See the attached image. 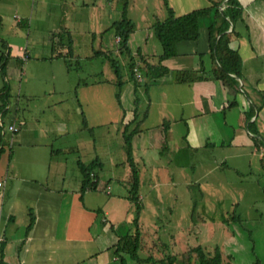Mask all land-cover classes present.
<instances>
[{
	"label": "crops",
	"instance_id": "0c3cea01",
	"mask_svg": "<svg viewBox=\"0 0 264 264\" xmlns=\"http://www.w3.org/2000/svg\"><path fill=\"white\" fill-rule=\"evenodd\" d=\"M31 1L29 10L25 1L14 0L15 11L20 13L13 17L20 28H4L0 36L7 50L0 69L9 86L0 90L3 124L0 123V250L3 249L5 263L196 264L195 254L190 259L184 258V253L159 255L155 248L153 253L151 250L150 254L140 255L138 251V257H132L127 253L128 245L120 249L125 243L122 238L130 235L129 214L135 206L128 198L123 179L116 193L98 188L82 193L83 176L79 167L82 158L68 160L56 152L70 151L87 142L78 139L76 132L81 131L83 137L84 131L95 134L96 130L105 136L106 129L109 131L111 127L119 132L118 126L131 120L137 108L141 124L133 137L134 155L136 162L148 168L153 167L152 152L161 156L175 149L180 159L191 150L216 151L231 146L240 130L246 131L254 141L251 152L261 155L260 163H263L264 0H237L243 8L241 15L236 22L229 21L230 28L225 32L230 34V46L241 60L239 75L230 74L232 79L217 76L221 72L217 69L213 42L220 34L211 29L218 10H223L228 0H167L176 15L213 3L219 4V9L214 6L209 14L199 18L198 39L177 43V54L162 62L169 69L167 72L151 80L148 86L138 88L137 93L134 83L128 82L127 90H121L120 101L116 83L112 87L102 70L92 71L94 79L83 84L84 80L78 81L79 72L67 73L59 59L66 54L62 52L65 50L69 51L70 60L80 58L82 55L76 51H81V46L87 43L90 49L94 47L96 57L104 54L109 59V49L105 50L104 46H118L120 37L112 24L121 18L125 3L122 5L121 0ZM129 8L130 4L128 15ZM130 18L135 22L130 49L134 54L141 51L143 55H154L152 61L157 60L163 51L153 27L158 19L153 18L147 27L139 28L136 18ZM0 20L10 23L5 13L0 15ZM34 20L42 21V41L34 39L41 34L38 29L34 33ZM54 34L56 38L50 39ZM82 35L86 36V42L81 41ZM58 47L62 51L57 57L39 53L42 49L49 52ZM22 48L26 59L20 64L18 54ZM3 59L0 55V63ZM65 61L64 58V65ZM141 65L135 68L140 79L144 73ZM67 75L72 79L69 84L72 91L64 92L63 80ZM31 101L35 102V108ZM79 114L84 117L81 125H77ZM12 124L18 125L19 130L12 132L9 129ZM92 143L95 148L94 139ZM96 156L102 159L101 155ZM99 171L103 172L102 168ZM156 176L158 181L153 186L157 189L164 183L159 181L158 173ZM94 177L97 187L101 186V174L94 173ZM140 180L141 186L147 185L141 175ZM141 200L142 210L145 196ZM155 201L162 202L159 198ZM94 207L100 211L91 218ZM31 216L34 222L28 229ZM85 216L91 219L87 222ZM136 238L134 233L131 246ZM230 247L231 250H223L224 256L235 264H255L258 260L254 254L252 257L245 254L234 240Z\"/></svg>",
	"mask_w": 264,
	"mask_h": 264
},
{
	"label": "rangeland",
	"instance_id": "374dc122",
	"mask_svg": "<svg viewBox=\"0 0 264 264\" xmlns=\"http://www.w3.org/2000/svg\"><path fill=\"white\" fill-rule=\"evenodd\" d=\"M128 1L130 4L129 17L133 16L134 20L136 18V24L139 28L147 27L153 18L165 20L168 17L165 0ZM23 3L29 10L31 9V0H23ZM121 3L123 5L124 0H121ZM16 5L14 0H0V15L5 13L10 19L9 24L5 20H0L1 37L4 28H20L13 17L14 14L20 13L15 11ZM20 8L22 7L20 6ZM241 9L243 8L241 7ZM21 15H23L22 12ZM100 15L104 16L102 13ZM33 25L34 33H37V29L41 33L40 36H34V39L38 38L42 41V21L34 20ZM23 27L25 31L28 30V27ZM52 37L56 38V35H52L50 39ZM81 37V41L86 42V36L82 35ZM87 44L81 46V51H76L77 54L82 55L78 58L79 62H77L78 59H68L64 65L65 56L62 55L59 61L62 66H65L66 72L77 74L78 71V81L84 80L83 84H88L94 79L92 71L102 70L105 79L109 78L113 87L117 81V74L112 61L109 60L111 56V59L114 58L119 62L121 79L124 82L122 89L126 91L127 83L132 81L130 79V54L122 51L120 49L121 44L118 43V46L109 48L104 46L105 50L109 49L107 50L110 53L109 59L104 54L96 57L94 47L91 46L90 49ZM13 47L15 49L17 44ZM22 49L18 54L22 61L19 62L20 64H23V60L26 59L25 49ZM60 51L62 48L58 47L49 52L42 49L39 53L41 55L52 53L57 57ZM62 52L68 54L67 50ZM6 54V46L0 41V55L4 57L0 63L1 68L7 58ZM70 78L71 76L67 75L63 80L64 92L66 89L71 90L69 84L72 79ZM87 81L89 82L87 83ZM8 87L5 76L0 69V90L8 89ZM11 92L14 94V90ZM141 98L143 100V96ZM40 101L42 100H37V102ZM1 103L2 100L0 99ZM31 106L35 108L34 101H31ZM82 120L84 117L79 114L77 125H81ZM118 127L121 129L119 132L114 127H111L109 131L106 129V134L108 132L109 134H105V136H100L98 130L95 134H88L83 130L85 137L82 136L81 131L76 132L75 135L78 139H84L88 143L85 142L83 146L73 147L70 151L61 152L60 150L56 153L67 157L68 160L79 156L82 158L79 160L80 164H88L92 159L99 158L96 155H101L102 159H99L103 163V172L97 171L96 173L97 176L101 174V186L97 187L98 190L116 193L121 188L119 183L123 179L122 182L127 188L128 195L130 186L127 185V179L130 174V166L127 162L123 137L124 125ZM261 133L264 134V132ZM71 137H74V134ZM93 139L96 142L95 148L92 146ZM261 141L264 142V137ZM58 148L60 147L58 146ZM253 148L254 141L248 137L246 131L240 130L236 132L232 145L220 150L214 151L210 148L202 149L203 151L199 152L191 150L188 151L189 154H183L180 159H177L175 149L171 153L166 152L161 156L152 152L150 155L153 158V167L148 168L137 162L139 174L141 173L142 180L147 184H143L139 188L140 197L145 196L144 208L138 210L137 206L132 207L128 220L130 235L139 232L140 249L138 253L147 255L150 254L151 250L153 253L156 248L155 253L170 255L185 253L198 245L210 250L219 246L224 251H228L231 250L230 245L234 240L242 246L244 253L248 254L249 257H252L253 254L258 257L257 264H264V159L263 163H260L261 155H253L251 152ZM126 173L127 175L123 177L122 175ZM156 173L161 179L159 181L164 183L157 189L153 186L158 181ZM92 178V182L96 180L94 176ZM81 180L83 181V177ZM106 182L109 183V186L106 185ZM188 184L190 185L188 186ZM125 187L123 186V188ZM81 190L84 193L95 189L88 187ZM156 198L161 199L162 202L156 203ZM99 211L94 207L91 218ZM91 218L85 216L83 219L87 221ZM19 220H21L20 215ZM239 250L243 252L241 248Z\"/></svg>",
	"mask_w": 264,
	"mask_h": 264
},
{
	"label": "trees",
	"instance_id": "16d2710c",
	"mask_svg": "<svg viewBox=\"0 0 264 264\" xmlns=\"http://www.w3.org/2000/svg\"><path fill=\"white\" fill-rule=\"evenodd\" d=\"M165 4L168 12V17L165 20H157L153 26L155 34L159 39L163 49L162 53L157 56V60L152 61V59L156 58V56L154 55H143L141 51H138L136 54H134L130 49L129 39L130 35L135 30V22L128 15V0H125L124 7L121 10V18L119 20H116L112 24L116 35L120 37V49L130 54V79L134 83L136 93L138 92V88L145 85L148 86L151 80L154 81L158 79L164 72H167L169 70L167 67H165V65L162 64V62L177 54L176 46L178 42L182 40H195L199 38V18L209 14L214 6L216 7V10L219 9V4L213 3V5L210 7L195 9L183 15H176L175 11L169 5L167 0H165ZM241 12L242 9L239 6L237 0H228V2H226L225 8L223 10H218L217 18L211 26V29L212 31H214V33L220 34L219 39L217 41H215L214 39L213 42L214 56L218 63L217 69H219V71L221 72L217 74L218 77H230V74L239 75L241 66L240 56L236 50H233L231 48L230 34L225 32H227L230 28L229 21L236 22L240 17ZM219 21L220 23H218ZM63 56H65L66 61H68V59L70 60V56L66 54H64ZM110 60L112 61L115 68V73L117 74V81L115 83L118 90L116 94L118 100L120 101L121 90L124 82L121 79V71L118 60L114 58ZM141 63V67L143 66L144 68V73L142 72L140 79L137 76L135 68L138 67V64ZM186 73L188 72H185V74ZM230 79L232 78L230 77ZM136 103H138V98L136 99ZM140 124L141 121H139V116L137 117V108L134 117L131 120L123 123L125 150L127 153V162L130 166V174L127 179V185L130 186L128 189V198L134 203L135 206L138 207V210L141 209V197L139 195L141 180L137 162L134 156L133 137L136 133L139 132ZM132 125L134 126L132 127ZM165 128H167V125ZM102 164L103 163L99 158L93 159L88 164L79 163V167L83 176V190L88 187H91L92 189L97 188V180H93L92 182V177L94 176V173L96 175L99 168L101 169L103 167ZM33 222L34 219L31 216L30 223L27 226L28 229L32 227ZM133 235H128L122 238V241H124L125 243L120 246V249H124V247L128 245L129 248L127 249V253H129L132 257H138L137 252L140 249L139 232L137 231V233H135V236L137 238L136 241H134L133 246H131L132 241L130 240ZM192 254L196 255V264H235L230 259L225 258L224 251L219 246L213 248L212 250L207 249L202 245L192 247L184 253V258L190 259ZM258 261L259 260H257L255 264H257ZM0 263L6 264L4 261L3 249L0 250Z\"/></svg>",
	"mask_w": 264,
	"mask_h": 264
},
{
	"label": "built area",
	"instance_id": "2783aa9c",
	"mask_svg": "<svg viewBox=\"0 0 264 264\" xmlns=\"http://www.w3.org/2000/svg\"><path fill=\"white\" fill-rule=\"evenodd\" d=\"M138 69H139V68H138ZM0 123H1V125H3L1 120H0ZM9 129H10L12 132H16V131L19 130L18 125H16V124H12V125H10V126H9ZM1 185H2V183L0 182V186H1Z\"/></svg>",
	"mask_w": 264,
	"mask_h": 264
}]
</instances>
